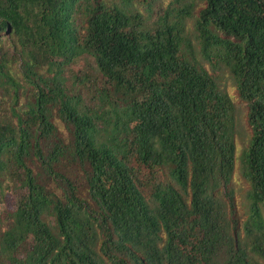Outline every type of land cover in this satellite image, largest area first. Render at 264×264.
I'll return each mask as SVG.
<instances>
[{"label": "trees", "instance_id": "16d2710c", "mask_svg": "<svg viewBox=\"0 0 264 264\" xmlns=\"http://www.w3.org/2000/svg\"><path fill=\"white\" fill-rule=\"evenodd\" d=\"M200 1V50L248 108L247 218L246 134L194 5L151 26L150 0H0V264H264V0Z\"/></svg>", "mask_w": 264, "mask_h": 264}, {"label": "rangeland", "instance_id": "374dc122", "mask_svg": "<svg viewBox=\"0 0 264 264\" xmlns=\"http://www.w3.org/2000/svg\"><path fill=\"white\" fill-rule=\"evenodd\" d=\"M151 5L147 6L144 3H136L141 10L143 21L145 20L148 25L155 26L158 24V20L160 17L165 16L168 19H175L176 15L184 14L186 10L192 5H194L192 16H188L186 19V28L187 36L192 42L194 51L196 52L197 58H199L202 62L206 63L210 68H212L218 76L219 86L227 91L236 106L235 117L238 120V127L244 131L246 134V138L243 139L242 135L237 136V146L238 150L235 155V172L233 176V186H235L236 192V202L237 207L239 209L238 213L242 215L244 219L248 216V206H247V191L250 187L247 181L241 174L240 165L241 160L240 156L242 151L244 150L247 141L250 139L252 134L251 124L247 117L248 108L247 105L242 99L239 97L238 91L235 87V80L231 75L229 69L221 64L214 65L210 61H208L204 55L202 54V50H200L199 40L196 37V33L193 29V20L194 15L198 14L199 9L204 4L203 1L200 0H150ZM185 48V47H183ZM191 55V53H190ZM92 74L91 82L89 83L90 91L85 86H79L77 84L74 85V91H82L85 97H91L97 89H99L102 85V76L98 72L95 61L92 56L83 54L78 56L69 66L68 73L71 76H74L77 73ZM5 191L8 192L7 197L14 198L16 197L17 190H13V186L11 188H5ZM15 192V193H14ZM7 207L6 200H2L0 202V211L3 208Z\"/></svg>", "mask_w": 264, "mask_h": 264}]
</instances>
